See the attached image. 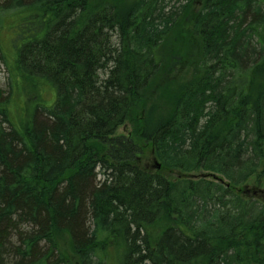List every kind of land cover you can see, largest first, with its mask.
<instances>
[{
	"label": "trees",
	"instance_id": "1",
	"mask_svg": "<svg viewBox=\"0 0 264 264\" xmlns=\"http://www.w3.org/2000/svg\"><path fill=\"white\" fill-rule=\"evenodd\" d=\"M5 27L0 264H264V0H0Z\"/></svg>",
	"mask_w": 264,
	"mask_h": 264
},
{
	"label": "rangeland",
	"instance_id": "2",
	"mask_svg": "<svg viewBox=\"0 0 264 264\" xmlns=\"http://www.w3.org/2000/svg\"><path fill=\"white\" fill-rule=\"evenodd\" d=\"M167 2L169 3L170 6L172 5L177 6L179 5V2H181V0H167ZM16 18L19 20L17 16ZM8 23L9 21L7 19V21L5 20L3 26H7ZM15 34H16V29H11L9 27H7V30H6V27L2 31L0 30V46L1 45L5 46V44L8 46L9 43L11 42V39L15 36ZM5 52L6 54H8L9 57L12 56L14 50H13L11 43L9 47L5 50ZM0 90L4 93V96L8 95L11 91L10 84H9V73L3 61L1 60V55H0ZM54 94H55V91L52 88L48 89L46 88V86H42V88L38 90L37 94L32 95V97H30V100L28 102H32L33 105L39 104L44 107H49L54 103V99H55ZM27 95L28 94L24 90L16 91L15 89L12 88V93L10 96L11 103L9 107H11V112L14 117L17 115V117L20 116L23 118L29 115V113L32 111V107H31L28 109V113L25 115L26 111H25L24 103L27 104V100H25L23 96L26 97ZM52 96H54V98H52ZM32 98H33V101H32ZM129 133H132V124L130 123H125V126L119 128L117 131V134L119 135L122 134V135L127 136V134ZM147 159H149V156ZM147 161H150V160H147ZM151 164L152 163H149L148 166L151 167ZM243 191H244V194L247 195L248 197H252V196L256 198L263 197L264 196V192H263L264 191V177H262L261 185H259L258 188L252 189L251 187H248V188L245 187ZM110 256L111 258L109 260V263L117 264L115 262L113 255L110 254Z\"/></svg>",
	"mask_w": 264,
	"mask_h": 264
}]
</instances>
